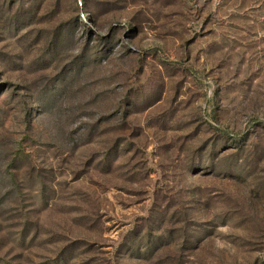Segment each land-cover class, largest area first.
Wrapping results in <instances>:
<instances>
[{"label": "rangeland", "instance_id": "rangeland-1", "mask_svg": "<svg viewBox=\"0 0 264 264\" xmlns=\"http://www.w3.org/2000/svg\"><path fill=\"white\" fill-rule=\"evenodd\" d=\"M0 264H264V0H0Z\"/></svg>", "mask_w": 264, "mask_h": 264}]
</instances>
